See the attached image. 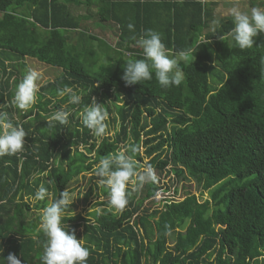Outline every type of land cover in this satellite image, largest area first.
<instances>
[{"label":"trees","instance_id":"1","mask_svg":"<svg viewBox=\"0 0 264 264\" xmlns=\"http://www.w3.org/2000/svg\"><path fill=\"white\" fill-rule=\"evenodd\" d=\"M247 1L242 12L264 6V0ZM81 5L95 7L101 22L114 21V48L89 35L86 18L71 13ZM220 5L233 8L231 0H0V110L27 133L23 151L0 157V262L14 253L22 264H43L40 211L79 175L99 181L94 169L100 158L125 149L133 155L136 146L134 159L151 165L157 178L171 171L172 181L194 180L208 197L176 191L182 199L159 208L156 195L163 187L157 179L139 188L129 183L123 211L96 200L106 208L89 214L94 224L66 214L67 231L83 229L87 264H264V32L251 48L220 45L218 36L230 37L234 27L231 16L215 19ZM148 29L174 52L195 48L204 30V39L215 43L198 46L193 64L180 63L185 79L179 86L162 88L154 73L127 86L116 49ZM94 56L112 63L90 62ZM27 58L59 72L39 86L33 108L22 113L12 101L29 70ZM66 86L81 94L80 104L58 94ZM95 102L109 113L103 138L79 116ZM62 105L71 113L68 125L50 126L48 118ZM41 184L51 197L31 204ZM100 190L97 196L108 195ZM92 194L91 185L84 201Z\"/></svg>","mask_w":264,"mask_h":264},{"label":"clouds","instance_id":"2","mask_svg":"<svg viewBox=\"0 0 264 264\" xmlns=\"http://www.w3.org/2000/svg\"><path fill=\"white\" fill-rule=\"evenodd\" d=\"M81 6L82 8L80 7L78 11H74L73 8L77 6H73L72 11L70 10L71 13L82 15L79 12L87 6ZM216 10L213 12L215 19H221L219 18L221 14L219 12L216 14ZM230 16L234 25L229 33L231 38H227L225 35L218 36L220 45L223 44V41H226L230 48L233 45L240 49L253 47L255 44L254 37L264 32V8L253 7L248 13L242 12L238 7H233ZM86 25L88 26V24ZM127 27L130 31H133L135 26L130 22ZM207 42L213 44L215 40L212 37L204 40L199 39L195 48L172 52L166 47L160 33L148 29L137 40L138 47L142 49V58L129 56L124 63L121 79L127 86H131L153 79L154 73L162 88L179 86L185 79L183 71L179 68L180 63L193 64L196 59V55L193 56V53L196 54L198 46ZM40 78L41 73L35 69H29L17 84L12 104L22 113H27L36 103L39 91L37 81ZM58 94L60 96L68 95V103L70 104H80L82 99L81 94L67 86L62 90H58ZM70 114L69 111L63 108L58 109L51 114L47 122L50 126L54 122L66 126L69 123L68 117ZM79 116L82 124L91 130L96 137L103 138L105 136L109 113L104 108L103 103L95 102L85 106ZM26 135L27 133L22 125L15 123L7 112L0 110V157L15 155L23 151ZM127 151L126 149L117 150L103 156L94 169L95 175L100 178L98 182L100 187L107 190L108 207L115 211H123L128 204L126 189L129 183L139 188L147 182L157 180L151 165H139L137 160L134 159V155L138 151L136 146L131 148L133 155L127 154ZM160 186L163 188L156 195V199L160 202L156 205L160 207L164 205L166 200L176 199V191L182 189V185L179 190L175 187L172 191V186H168V190H165L167 185L162 184ZM50 195L48 189L41 184L35 193V199L43 201ZM74 200L75 194L66 188L60 192L59 197L51 200L40 213L36 232L42 233L45 237L43 242L44 251L41 257L43 264H87L90 255L89 249L83 246L81 239H77L74 231L69 232L62 225V220L66 214L69 217L75 215V212L73 214V211H68ZM95 212L99 216L102 209L96 208ZM87 220H90L93 224L95 223L94 217L88 216ZM0 264H22V261L14 253H9Z\"/></svg>","mask_w":264,"mask_h":264},{"label":"rangeland","instance_id":"3","mask_svg":"<svg viewBox=\"0 0 264 264\" xmlns=\"http://www.w3.org/2000/svg\"><path fill=\"white\" fill-rule=\"evenodd\" d=\"M220 1L221 0H219V2ZM224 1L228 2L229 0H224ZM231 2L233 4V7H238L239 9L242 7L245 10H247V6L250 5V4H247L248 3L247 0H231ZM80 7L81 6L74 7L73 10L78 11V10H80ZM256 7L264 8V6H262V5H258ZM250 8L252 9L253 7H250ZM84 9L79 13H83ZM216 9H217L216 11L221 14V15H219V18H222V17L230 16V12H231L232 8H227V7L224 8L222 5H220ZM100 25H101V22L99 21V19L96 18V21H94V23H93V29L100 26ZM127 46H130L129 50L127 51L129 53V56H131L132 54H135V53L142 52V49L138 47L137 43L128 44ZM261 48L264 50V41H262V40H261ZM26 65H27V67H29V69H35L39 73H41V78L37 81L39 86L42 83H44V81L46 82L49 79H53L56 75H58V72H59L57 69H52V68H50L44 64L37 62L36 60L30 59V58L26 59ZM65 106L66 105H62V108H64ZM114 131L111 130L110 135ZM141 151H143V148H141ZM167 172H170V173L168 175H166L165 177L160 176V178H157L158 180H160L158 183L159 185L163 184V185H167V186H172V188H171V191H172L173 188H175V187H177L179 190L180 186L186 183V184H188V187L186 188V190L183 191V189H181V191L180 190L178 191L180 197H182L181 194H186V193H193L196 196H198L200 199H204V198L208 197L207 191L201 193L200 188L198 187V185L196 184V182L194 180H181L178 182H176L175 180L172 181L174 179L173 174L171 173V171L167 170ZM89 178H90L89 173H83L69 183L68 190H70L72 193L75 194V200L73 202L74 205L72 207L73 214L75 212V215H74L75 218H77L78 215L82 218H87L88 216L90 217L89 214L92 213V211H95L96 208H101L102 210H104V208H106L104 205H100V206L94 205L95 204L94 202L98 199L99 200H108V195L97 196V194L101 195V193H100L101 190H100V186L98 183L99 181L98 180L90 181ZM94 182H97L98 185L95 186ZM91 185L93 187V194H92V196H90L89 201L87 202V201H84V199H83V193L89 187H91ZM134 186L135 185L131 183V188H134ZM169 193H170V191H169ZM176 199H178V196L176 197ZM181 199H178V200H181ZM30 202H31V204H33L36 202V199L31 198ZM145 205H148V203ZM158 207H160V206H158ZM114 212L117 213L118 211L114 210ZM79 229H80V232H79ZM77 230L79 233L78 235H77V233H75L77 239H82V234L84 233L82 231V228H78ZM78 236L80 238H78ZM168 242L170 244H173V242H175V234L171 235Z\"/></svg>","mask_w":264,"mask_h":264},{"label":"crops","instance_id":"4","mask_svg":"<svg viewBox=\"0 0 264 264\" xmlns=\"http://www.w3.org/2000/svg\"><path fill=\"white\" fill-rule=\"evenodd\" d=\"M82 8V6H81ZM95 14H96V8L95 7H92V8H89V7H86L82 13V15L84 16V18H86L84 20V23L85 24H88V28H89V31H87V33L90 35V34H93V36L95 35L98 39L102 40L103 43L107 44V45H110L112 46V48L115 47V44L119 41V38L117 37V30H116V24L114 23V21H104V22H101V20H99L101 22V25L94 28L93 29V23L94 21H96L95 19ZM216 14H217V11H216ZM88 17V18H87ZM143 33H140L139 36H137L135 42L131 43V44H135L137 43V40L139 39V37L142 35ZM205 30L204 32L202 33V35L199 36V39H202L204 40V37H202L203 35L205 36ZM199 41V40H198ZM197 41V42H198ZM196 42V43H197ZM99 43L98 42H95L91 45H98ZM128 44L130 43H127V41L122 45H120L119 48H117L116 50L118 51H121L122 52V56H121V62H124L126 61L127 57L129 58V53L127 52L129 50V47L130 46H127ZM112 48H109V49H112ZM171 50L172 52H174V49L171 48L169 49ZM112 55V54H111ZM194 56V54H193ZM110 62V64L112 63L111 59L108 58L107 56L103 57V58H100L98 56H94L90 62ZM108 64L107 67H110L112 68L113 65H110ZM105 67H106V64H105ZM82 228V227H80ZM80 230V229H79ZM83 231V229H82ZM83 235L84 233L82 234V244L84 245L85 244V241L83 240ZM78 238H80L78 236Z\"/></svg>","mask_w":264,"mask_h":264}]
</instances>
